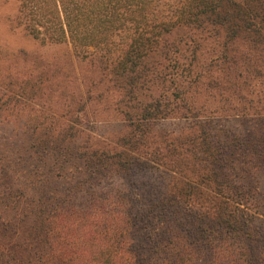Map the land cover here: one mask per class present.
I'll list each match as a JSON object with an SVG mask.
<instances>
[{
  "label": "trees",
  "instance_id": "16d2710c",
  "mask_svg": "<svg viewBox=\"0 0 264 264\" xmlns=\"http://www.w3.org/2000/svg\"><path fill=\"white\" fill-rule=\"evenodd\" d=\"M19 4L65 51L0 92V264H264V0Z\"/></svg>",
  "mask_w": 264,
  "mask_h": 264
},
{
  "label": "rangeland",
  "instance_id": "374dc122",
  "mask_svg": "<svg viewBox=\"0 0 264 264\" xmlns=\"http://www.w3.org/2000/svg\"><path fill=\"white\" fill-rule=\"evenodd\" d=\"M19 5V0H0V92L10 93L18 100L27 103L32 112L35 109L45 114H52L47 96L41 97V99L33 98V100H27L15 92H10L7 88L9 80L14 84H20L30 81V79H36L40 73L47 71L53 58L61 56L65 51L64 46L43 45L18 26ZM46 78L44 76L40 78V81L45 82ZM44 84L48 85L47 82ZM45 85L39 88L41 89L39 93H48ZM91 109L94 111L93 108ZM6 115H8L7 112H0L1 118L14 122L8 126L0 125V140L2 137L9 139V136L15 134V129L20 130L23 128L24 121H30V118L27 119V115L20 121L19 119L15 120V115H10L9 118ZM110 117L115 118L113 116ZM93 118L89 111L86 119L89 126L91 122H94V127L103 128L105 126L104 124L102 125V122L93 121ZM109 121L112 122V126L118 125L117 119H109ZM1 145L0 143V151Z\"/></svg>",
  "mask_w": 264,
  "mask_h": 264
}]
</instances>
